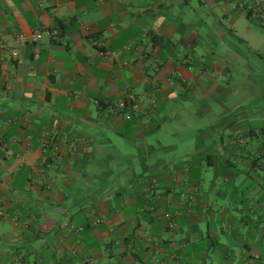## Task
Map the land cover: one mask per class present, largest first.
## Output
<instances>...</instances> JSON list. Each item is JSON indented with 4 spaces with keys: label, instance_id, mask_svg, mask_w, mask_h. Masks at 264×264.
<instances>
[{
    "label": "crops",
    "instance_id": "0c3cea01",
    "mask_svg": "<svg viewBox=\"0 0 264 264\" xmlns=\"http://www.w3.org/2000/svg\"><path fill=\"white\" fill-rule=\"evenodd\" d=\"M257 9L0 0V264H264Z\"/></svg>",
    "mask_w": 264,
    "mask_h": 264
},
{
    "label": "built area",
    "instance_id": "2783aa9c",
    "mask_svg": "<svg viewBox=\"0 0 264 264\" xmlns=\"http://www.w3.org/2000/svg\"><path fill=\"white\" fill-rule=\"evenodd\" d=\"M258 9H257V14H260L263 10V6H264V0H254ZM59 35V32L57 29L54 30H49V29H45V30H40L34 33L33 38H32V42L34 43H38L39 41H41L43 39V37H49L50 39H55L57 38ZM25 36L23 34H20L19 36H17V42L18 43H24L25 42ZM18 53L17 51L13 52V56L17 57ZM127 109V105L124 102L118 103V105L116 106V110L120 111V112H126ZM125 118L127 120H131V116L127 113H125ZM170 219V216H167ZM175 224L170 220L169 222V228L171 230H174ZM163 264H170V263H163ZM171 264H178L177 262H173Z\"/></svg>",
    "mask_w": 264,
    "mask_h": 264
},
{
    "label": "rangeland",
    "instance_id": "374dc122",
    "mask_svg": "<svg viewBox=\"0 0 264 264\" xmlns=\"http://www.w3.org/2000/svg\"><path fill=\"white\" fill-rule=\"evenodd\" d=\"M236 69V68H235ZM244 72V71H243ZM238 72H234V74H237ZM244 74V76H243V78L244 79H246L245 81H246V83H250V84H252V83H254L252 80V78H250V77H252L251 75H250V77H249V73H247L246 72V74L245 73H243ZM234 76V75H233ZM240 78L242 77L240 74L238 75ZM256 81H258L257 79H256ZM244 87H246L245 85H244ZM244 87H242V86H238V89L236 88V90L240 93V92H242L241 90L242 89H244ZM188 132H187V137H188ZM190 141H187V143H189Z\"/></svg>",
    "mask_w": 264,
    "mask_h": 264
},
{
    "label": "trees",
    "instance_id": "16d2710c",
    "mask_svg": "<svg viewBox=\"0 0 264 264\" xmlns=\"http://www.w3.org/2000/svg\"><path fill=\"white\" fill-rule=\"evenodd\" d=\"M249 15V18L251 17V13L248 14Z\"/></svg>",
    "mask_w": 264,
    "mask_h": 264
}]
</instances>
